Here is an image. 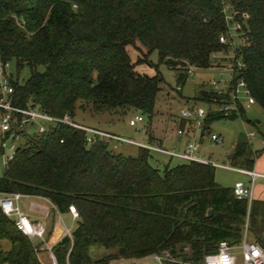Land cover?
Segmentation results:
<instances>
[{"label":"trees","instance_id":"16d2710c","mask_svg":"<svg viewBox=\"0 0 264 264\" xmlns=\"http://www.w3.org/2000/svg\"><path fill=\"white\" fill-rule=\"evenodd\" d=\"M223 5V0H0V63H13L15 74L29 71L22 84L6 76L12 88L8 100L73 122L75 106L92 117L133 110L149 121L161 79L134 71L125 48L137 42L147 54L157 53L178 85L188 67L240 62L235 78L264 110V0H229L242 32L232 60L221 56L231 46L218 42L227 32ZM243 112L237 106V114L226 118L206 114L200 139L212 121ZM185 126L191 129L179 119L177 128ZM20 138L22 145L4 164L0 195L41 197L59 214L74 208L70 237L51 247L56 264H88L93 245L116 249L99 262L107 264L173 254L180 244L190 253L185 261L199 264L219 242L238 244L244 227L264 251V203L236 199L232 188L214 182L210 165L181 162L159 172L145 149L131 157L116 154L109 142H87L84 132L63 125ZM254 157L239 136L228 162L249 170ZM0 240L9 243L0 250V264H40V244L33 246L1 212Z\"/></svg>","mask_w":264,"mask_h":264},{"label":"rangeland","instance_id":"374dc122","mask_svg":"<svg viewBox=\"0 0 264 264\" xmlns=\"http://www.w3.org/2000/svg\"><path fill=\"white\" fill-rule=\"evenodd\" d=\"M228 2L229 0H223V9L227 15L231 12L228 8ZM226 34H229L233 47L228 48L226 53L221 55L224 60L231 58L233 56V49H237L241 44L238 34H236V32L232 29V24L228 22ZM125 51L136 73L149 77L157 74L161 79L159 91L155 97L152 118L148 121L145 116H142L143 122L141 124L137 127H130L127 122L133 116L139 115L136 111L129 110L123 115H103L100 117H92L86 109L84 111H80L79 108L75 106L73 111L75 123L130 139L134 142H144V139L146 140L147 137L151 136V131L155 133L156 131L158 132V130L163 129L167 132L163 133L166 137L170 132H173L175 128H177L179 120L178 112L183 107H199L206 114L216 113L222 108L235 111L234 105L229 102L226 96H217L211 92L210 83L217 79L218 72L216 69L220 68V64L214 62L210 68L192 69L191 75L187 76L184 84L178 85L175 82L176 73L167 69L164 63L158 60V56L155 51H151L147 54L146 49H144L137 42H134L131 46H127ZM214 60L216 61L217 59ZM220 63L224 64L225 68L228 67V64L225 61H220ZM37 70L40 71L41 68H38ZM5 74L11 80H16L18 84H22L28 78L29 71L24 68L15 74L13 63L9 62L5 70ZM176 86H179L180 88L177 91L175 90ZM256 120L261 121V123L256 124ZM254 127L256 130H254ZM261 128H264V110L256 105H251L244 109L243 117H236L233 119L220 118L212 121L208 126L206 135L202 139L199 152L202 156L207 157L210 162L229 165L228 157H230L234 151V143L237 137L242 135V133H253L254 139L257 140V138L260 137L259 134L261 133ZM210 133L218 134L221 141L219 143H209L207 141V136ZM251 135L252 134H250V136ZM249 139L252 141L254 140L251 138ZM22 143L23 139L21 138L17 140H5L3 147L0 148V177L3 174L4 162L8 160L10 155L9 148L11 146H13V148H17L22 145ZM153 143L158 142L154 140ZM113 151L116 154L131 157L135 155L137 147L121 143L118 144ZM148 163L150 166L161 172L164 166H174L176 164H180L181 161L150 152L148 156ZM213 180L220 187L232 188L233 184L235 182H241L242 178L240 175L232 171L215 167L213 169ZM22 202L23 200H20L18 203L20 209L22 208ZM62 220L66 225H69V220L65 215L62 216ZM71 227H74V224H72ZM28 240L33 246L39 244L36 239ZM247 241H253L252 236H247ZM229 246L230 252L236 258L235 264H241L238 244H231ZM8 249L9 243L5 240H0V250L6 251ZM115 253V248L106 250L98 245H93L88 249V255L90 258L88 264H99L103 257ZM189 254L188 248L180 244L174 247L173 254L167 251H162L156 255L137 260H123L118 258L109 261L107 264H191L189 261H185L189 258ZM38 258L41 264H50V260L47 255L42 251L38 254Z\"/></svg>","mask_w":264,"mask_h":264},{"label":"built area","instance_id":"2783aa9c","mask_svg":"<svg viewBox=\"0 0 264 264\" xmlns=\"http://www.w3.org/2000/svg\"><path fill=\"white\" fill-rule=\"evenodd\" d=\"M227 26V22L232 24V29L238 35H242L239 22L234 21V13L230 12L229 15L225 14V10L222 9ZM240 19L245 20L246 16L240 14ZM227 37V38H226ZM220 36L218 42L221 44H228L231 47V39L229 34ZM213 58H217V55H212ZM232 60V57L230 58ZM8 63H0V148L3 147L5 140H17L23 134H27L30 131L36 133H42L46 130V126L63 125L73 129L80 130L85 133L86 141L91 142L94 138L109 142L112 149L118 144L134 145L137 148H142L148 152L164 155L170 159L175 158L183 163H198L203 165H210L213 168H221L228 171L238 172L249 177L248 183L245 185L242 182H235L232 186V194L236 199H243L247 204L251 201V190L253 181L257 177L264 178V176L258 175L252 171H247L230 165H219L209 160L202 158L199 155V140L200 130L203 119L206 113L199 107L182 108L178 112V119L190 122L191 129L188 131L185 126L175 130L176 137L186 136V141L183 147L179 150L167 149L158 143H148L146 141L134 142L133 140L126 139L120 136H116L107 132H103L97 129L88 128L73 122L68 116L64 115L61 118L52 117L45 112L38 110L37 108L26 103L24 108L12 106L8 100L9 94L12 93V88L8 83L5 70ZM243 66L238 61L231 62L228 67L220 66L216 69L218 72L217 79L210 83L211 92L214 95H224L231 104L234 105V110L230 111L227 108H222L217 111L222 117H229L232 113L237 114V106L243 110L254 104L252 97L250 96L245 83L241 79H236L238 71ZM193 68L188 67L187 76L191 75ZM179 86L175 87V90H179ZM143 122L141 115H135L127 122L130 127H137ZM137 129V128H136ZM208 141L210 143H219L221 141L217 134H209ZM9 159L13 156L15 148L11 146L9 148ZM7 160V161H8ZM6 161V162H7ZM4 162V164L6 163ZM29 197L23 196L18 193L2 194L0 195V212L6 217L12 220L15 229L27 239H36L40 246L38 250L46 253L50 264H56L54 257L51 253L52 245L47 240V232L38 221L30 220L25 214H23L19 207L18 201L21 198ZM45 201L49 207L56 211V209L44 198L35 197ZM45 212V211H44ZM57 212V211H56ZM67 213L70 216L72 222L77 219V214L72 206L67 207ZM46 214V212H45ZM69 229H63L62 236L70 237ZM238 249L240 250V263L241 264H264V251L253 241H247L245 227L242 231L241 240L238 243ZM236 258L230 252V246L226 242H219L216 247V251L212 254L205 255L200 264H235Z\"/></svg>","mask_w":264,"mask_h":264},{"label":"crops","instance_id":"0c3cea01","mask_svg":"<svg viewBox=\"0 0 264 264\" xmlns=\"http://www.w3.org/2000/svg\"><path fill=\"white\" fill-rule=\"evenodd\" d=\"M255 123L260 124L261 121L256 120ZM176 129L177 128H175V130ZM175 130L173 132H170L171 134L169 133V135L166 134L167 137L165 136V134H163V133H167L163 129L158 130V132L156 131L155 133L151 131L150 137L152 138V142L155 140L164 148L166 147L167 149L179 150L183 147L186 141V136L176 137L174 134ZM254 130H256L255 127H254ZM260 132H261L260 134L258 133L260 137L257 138V140L254 139L253 133H242V135H239V136H243V138L247 142V145L249 146L250 152L255 154L251 168L247 171H252L258 175L264 176V128H261ZM250 134L252 135L250 136ZM249 138L254 139V140L252 141ZM202 139L203 138L199 140V147L202 142ZM236 140H235V143H236ZM144 141L146 140L144 139ZM207 141H208V136H207ZM198 152H199V149H198ZM199 155L202 158L207 159V157L202 156L200 152H199ZM219 165H222V164H219ZM239 169H242V168H239ZM234 173L241 176L242 178L241 182L243 184L246 185L248 183L249 177L247 175H244L238 172H234ZM20 200H23L21 209L18 204L20 211L23 214H25L30 220L38 221L42 224V226L44 227V229L46 230L48 234L49 244L53 245L61 238V233L63 229H66V228L69 230L73 229L71 225L74 224V222L71 221L68 213L59 214L58 212L52 210L45 201L35 198V197H24V198H21ZM20 200L18 201V203L20 202ZM251 200H258L264 203V178L257 177L254 179L252 190H251ZM44 211L46 212V214ZM63 215H65L68 218L69 225H66L63 222L62 220ZM43 253L46 254L45 252Z\"/></svg>","mask_w":264,"mask_h":264},{"label":"water","instance_id":"95a60500","mask_svg":"<svg viewBox=\"0 0 264 264\" xmlns=\"http://www.w3.org/2000/svg\"><path fill=\"white\" fill-rule=\"evenodd\" d=\"M211 214V210H207V216Z\"/></svg>","mask_w":264,"mask_h":264}]
</instances>
